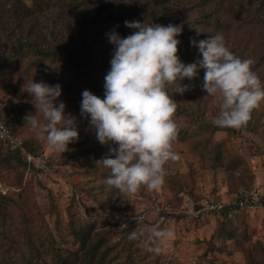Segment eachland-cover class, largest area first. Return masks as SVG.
<instances>
[{"label": "rangeland", "instance_id": "rangeland-1", "mask_svg": "<svg viewBox=\"0 0 264 264\" xmlns=\"http://www.w3.org/2000/svg\"><path fill=\"white\" fill-rule=\"evenodd\" d=\"M21 1L31 8H35V3H38L37 0ZM46 1L52 3L55 0ZM65 1L67 0H58L56 4L61 9L63 18L69 20L76 16V12H84L89 8L86 6H96L97 3V0L83 2L79 8L71 9L68 13L62 4ZM193 1L169 0V6L154 7L157 4L154 0H127L119 10L124 17H128L130 13L132 17L139 16L142 24L147 22L165 26L169 24L167 20L176 25L183 24L184 32L177 37L181 42L179 51H185L197 61L202 56L198 48L192 46L191 40H195L197 34L201 38L198 37L197 42L207 39L214 31V26L210 21L200 22L196 18L198 14L190 9ZM238 1L248 14L246 19L251 14H258L259 10L255 7L259 4L252 0ZM248 1L253 4L250 5ZM59 10L55 8L45 12L37 9L33 16L63 19ZM223 14L226 19L224 12ZM183 16L187 19H182ZM253 24L260 31L256 33L258 37L255 40V51L258 57L253 65L257 61L260 65L252 70L264 83V43L261 40L264 21L253 20ZM104 26L99 24L97 31L92 29L88 35L92 38L98 34L100 38L105 34L101 30ZM77 27L76 24H71L69 28L59 27L55 35L66 41L79 43ZM120 36L123 38L128 35L125 32ZM104 39L106 41L97 47L98 51L93 58L99 69L86 76L75 75L77 81L74 89L81 95L84 90L94 94V91L103 88L105 80L102 73L107 74L108 70L101 66L100 59L105 54L113 56L115 51L109 38ZM234 51L237 56L239 51ZM198 75L196 84L189 86V90L183 95L174 93L176 85L170 89V96L177 102L174 119L178 125V134L172 147L179 159L165 165L167 175L164 184L149 195L138 192L128 197L119 192L116 197V189L109 190L103 183L106 178H103V171L97 165L96 157L84 154L82 149L87 144L73 146L71 143L68 145L69 151L58 154L43 142L39 151H44L51 158L52 170H56V173L47 170L37 172L35 169L28 171L18 167L7 171L5 167L0 169V184L6 190V195L10 194V198L0 203V262L264 264V207L252 212H241L232 219H224L212 213H191V199L187 196L188 193H193L199 198L211 197L224 202L237 189H264V103L254 110L246 126L239 129L224 128L225 131L213 133L210 131L214 127L212 120L219 109L213 97L207 96L202 90L204 70L200 69ZM4 78L0 72V120L11 117V109L17 101L25 104L23 111L26 117L34 115L36 112L32 111L34 106L31 103L33 98L26 92L27 83L30 82L24 80L15 91L4 84ZM182 84L187 85L184 82ZM67 95L77 96L70 91L60 100ZM188 109L192 111L190 115L185 113ZM39 119L42 121L43 117ZM26 125L30 130V125ZM28 133L35 135L34 132ZM90 141V147H93L97 141L94 135ZM197 141H209L208 149H196ZM206 150L212 154L220 152V163L213 162ZM3 153L0 149V163ZM32 164L37 169L41 167L36 162ZM206 165L210 167L207 168ZM171 183L180 184L186 189L177 194V198L181 199V207L176 206ZM167 199H170V203H167ZM140 217L143 220L138 224L137 218ZM144 224L171 229L175 233L173 240L162 245L159 255L147 252L140 241L128 238L133 230H138ZM82 238L88 240L81 243Z\"/></svg>", "mask_w": 264, "mask_h": 264}, {"label": "clouds", "instance_id": "clouds-1", "mask_svg": "<svg viewBox=\"0 0 264 264\" xmlns=\"http://www.w3.org/2000/svg\"><path fill=\"white\" fill-rule=\"evenodd\" d=\"M125 26L134 30L132 34L123 38L115 31L108 34L115 51L104 77V98L84 90L80 115L89 120L96 140L108 146V153L96 162L109 170L103 183L109 190L132 197L141 188L159 190L167 175L165 165L179 159L172 147L178 125L174 119L177 102L168 93L170 87L176 85L174 93L183 95L189 86L182 82L193 80L203 69L202 90L219 109L213 125L239 129L264 102V83L252 70L253 61L232 53L221 33L199 42L191 40L202 59L185 64L178 55L181 42L177 39L183 24L125 21ZM26 92L33 98L36 113L25 117V124L51 151H69L68 145L78 141L79 132L77 119L65 114V104L55 103L62 94L61 85L32 81ZM142 220L137 218V223ZM128 238L159 255L175 233L144 224Z\"/></svg>", "mask_w": 264, "mask_h": 264}, {"label": "trees", "instance_id": "trees-1", "mask_svg": "<svg viewBox=\"0 0 264 264\" xmlns=\"http://www.w3.org/2000/svg\"><path fill=\"white\" fill-rule=\"evenodd\" d=\"M37 1L38 3H35L36 7L31 8L21 0H0V72L5 77L4 84L15 91L20 83L25 82L24 80L29 82L33 81L35 83L44 82L48 85H61L62 94L55 103L58 105L60 102H63L66 106L65 114L68 115V113L72 111L70 113L71 116H75V118H77L79 139L77 142L72 144L73 146L75 144H87V147L82 149L84 154L86 156L92 155V157H96V160L99 161L108 153V146H103L98 141H95V145L90 147L91 136H95V133L90 132L89 120H85L80 115L82 95L80 92L77 93L74 89V87L76 88L77 81L75 75L82 74L86 76L89 75V72L99 69L98 65L93 61V58L95 52L98 51L97 47L106 41L104 38L108 37L107 35L113 31L119 35L124 34L125 32L127 35H130L134 30L126 27L125 21H139L142 23V19L139 16L132 17L131 13L128 17L123 16L121 10L119 9L121 8V4L123 2L126 3L125 1L127 0H97L96 6H86L89 8L84 12H76V16L70 20L63 18V14H61L62 11L56 4L58 0H55L52 3H49L46 0ZM87 1L90 0H67L65 1V4L61 3L69 13V10L79 8L81 3ZM154 1L157 3L154 7L157 5H159V7L170 5L168 3L169 0ZM252 1L255 4H259L256 5L255 8L261 12L258 11V14L254 16L251 14L248 19H246L248 14L245 13L241 2L238 0H194L190 5V9H192L195 14H198L196 15V18L200 22L210 21V23L214 26V31L211 35H215L217 33L223 34L225 44L229 50L232 51V53L235 52L234 50L239 51V54H237L238 57L250 59L254 62L258 57V53L255 51L257 48L255 40L258 37L256 33H259L260 31L256 29V25L253 24V20L264 21V0ZM224 2L225 4H221ZM248 2L250 5L253 4V2ZM55 8L58 10L60 9L58 12L63 19H56L53 17L48 18L46 16L43 17L44 15L39 17L33 16V13H35L37 9L48 12L54 10ZM184 11H187V9H184ZM223 12L226 15V19L223 18ZM182 19H187V17L183 16ZM167 23L172 22L167 20ZM181 23H183V20H181ZM71 24H76L78 26L76 30H78L77 33L80 36L79 43H75L73 40L69 42L62 39L60 36L55 35L56 32L58 33L59 27L67 26L69 28ZM99 24L105 25V28H101L105 34L100 38L98 37V34L92 36L91 38L88 35V32H91L92 29L97 31ZM22 28L23 31L21 30ZM228 31L229 34H227ZM183 32L184 31H182V34ZM197 35L199 39H201L199 36L200 34ZM198 37H196L195 40H197ZM93 39H96L97 42ZM261 40L264 43V32H261ZM240 54L246 55L247 57H243ZM178 55L181 61L185 64L196 62L191 58V56L189 57L188 53H185V51H179ZM102 58L103 59H100L102 62L101 66L109 71L111 67L110 61L113 56L105 54L102 55ZM259 65L260 64L257 61L254 65H252V68ZM102 76L105 77L106 74L102 73ZM198 76L199 75L197 73L193 80L189 81L186 79L183 82L187 83L188 86L194 85L198 81ZM102 87V90L100 89V91H94V94L101 99L104 98V85H102ZM171 88L172 87L168 89L169 95H171ZM95 89L97 88H94V90ZM70 91L71 94H76L77 96L74 97L67 95L66 98L60 100L61 97L65 96ZM20 98L23 99L21 96ZM263 103L264 102H262L260 106H262ZM13 106L14 107L11 109V117L9 119H1V121L5 124L9 133L13 137L19 138L22 141V147L11 150L5 145L3 140H0V149L4 152V156L0 163V169L5 167L7 171L18 167L28 171L35 169L37 172L47 170L52 173H56V170H52L51 158L47 155L46 160L40 169H37L32 164L26 163L24 157L25 154L34 157H38L42 154L45 155L44 151H39L43 142L37 140L35 135L32 136L28 133L33 131L31 129L29 130L25 124L26 114L25 111H23L25 104L17 101ZM32 111L36 112V109L32 107ZM185 113L190 115L192 111L188 109V112L186 111ZM253 114L254 110L251 117ZM210 131L214 133L216 131H225V129L214 126L210 129ZM208 144L209 141H197L195 148L208 149ZM208 153L213 162L220 163V152L212 154L211 151H209ZM98 166L103 171V178H107L109 170L105 169L102 165ZM205 167H207V165ZM1 178L2 177L0 175V180ZM171 188L176 206L181 207V199L179 197L177 198V194L182 191L185 192V187L177 183H171ZM237 191L238 189L231 194L236 193ZM139 192H144L148 195L150 193L144 188H141ZM114 193L116 197L117 194H120L118 190ZM187 196L191 199L189 200L192 205V213L196 212L199 215L202 213L216 214L214 211L202 209L203 200L211 199L214 202L221 201V199L211 197L200 196L199 198L193 195V193H188ZM7 198H10V194L6 195L5 193L2 195L0 193V203ZM168 202L170 203V199H167V203ZM229 207L231 208L232 206ZM228 209L229 208H225L223 210L224 215ZM85 240L88 239L82 238L81 243ZM0 264L3 263L0 262Z\"/></svg>", "mask_w": 264, "mask_h": 264}, {"label": "built area", "instance_id": "built-area-1", "mask_svg": "<svg viewBox=\"0 0 264 264\" xmlns=\"http://www.w3.org/2000/svg\"><path fill=\"white\" fill-rule=\"evenodd\" d=\"M0 140L5 142V145L11 150L22 147V141L19 138L13 137L5 124L0 120ZM27 164L37 163L43 165L46 160V155L42 154L38 157H34L28 154L24 155ZM33 165V164H32ZM0 193L4 195L6 190L0 184ZM192 206V205H191ZM229 206H232L231 208ZM264 207V189L253 190H238L233 193L227 201H216L211 199H205L202 201V209L208 211H214L216 215L224 219H232L237 213L252 212L256 208ZM229 208L226 214H223V210ZM192 213V208H191Z\"/></svg>", "mask_w": 264, "mask_h": 264}]
</instances>
